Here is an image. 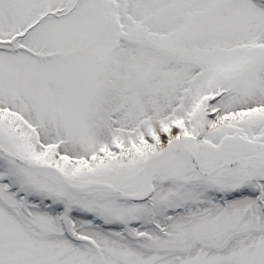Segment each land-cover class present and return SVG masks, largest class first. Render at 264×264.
<instances>
[{"label": "snow or ice", "instance_id": "6c2138e0", "mask_svg": "<svg viewBox=\"0 0 264 264\" xmlns=\"http://www.w3.org/2000/svg\"><path fill=\"white\" fill-rule=\"evenodd\" d=\"M0 264H264V0H0Z\"/></svg>", "mask_w": 264, "mask_h": 264}]
</instances>
